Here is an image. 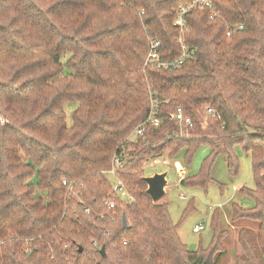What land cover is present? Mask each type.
<instances>
[{"label": "trees", "instance_id": "16d2710c", "mask_svg": "<svg viewBox=\"0 0 264 264\" xmlns=\"http://www.w3.org/2000/svg\"><path fill=\"white\" fill-rule=\"evenodd\" d=\"M190 1L0 0V264H220L218 209L209 245L187 249L168 203L146 194L142 165L168 154L189 168L207 146L180 180L206 188L219 155L237 176V145L254 181L238 193L253 206L231 202L229 220L257 224L237 232L239 262L264 264V0L193 11L181 36L191 56L178 68L145 66L150 38L161 62L181 56L174 10ZM153 104L160 124L133 138ZM178 108L191 128L175 120ZM116 156L112 179L131 204L106 175Z\"/></svg>", "mask_w": 264, "mask_h": 264}, {"label": "rangeland", "instance_id": "374dc122", "mask_svg": "<svg viewBox=\"0 0 264 264\" xmlns=\"http://www.w3.org/2000/svg\"><path fill=\"white\" fill-rule=\"evenodd\" d=\"M72 109L73 105L67 104L64 107L68 121ZM182 136L188 137V133L182 131ZM134 137L136 136L133 134ZM160 142L158 141L157 144ZM208 153L207 146L199 147L189 168L182 163L181 158L174 159L168 154H164L146 161L142 165V174L144 177H149L156 173H166L165 196L158 202L168 203L170 219L174 224H178L177 234L189 250L199 247L206 248L209 245L212 237L210 221L213 212L218 209L219 227L226 230L222 241L225 252L220 264H240L239 259L242 256V251L237 242V232L242 227L255 231L257 224L246 219L230 223L229 215L231 202L246 208L253 206L250 198L238 193L239 189L254 188L249 155L239 145L233 148V153L238 161L237 176H230L227 173L225 158L223 155H219L211 168V178L214 183L209 184L206 188L180 186V180L195 173ZM178 169L184 172L183 176L178 175ZM107 178L110 183H113L111 177L107 176ZM180 196H184L185 200H180ZM196 225L203 227L198 233L192 231Z\"/></svg>", "mask_w": 264, "mask_h": 264}, {"label": "built area", "instance_id": "2783aa9c", "mask_svg": "<svg viewBox=\"0 0 264 264\" xmlns=\"http://www.w3.org/2000/svg\"><path fill=\"white\" fill-rule=\"evenodd\" d=\"M214 0H191L189 3L181 4L174 10L175 19L173 22V26L179 30V38L177 42L180 45L181 49V56L172 61V62H161L160 57L158 54V48L160 46V42L157 39L150 38L148 39V53L146 57L145 66L150 64L155 66L156 68H163L166 69L168 67L178 68L186 61L190 56V52L182 41L181 36L185 31V17L192 13L193 11H212L213 10ZM211 18L215 17V14L210 16ZM240 30L241 27H232V30ZM156 106L151 105L149 113L147 115L146 120L136 128L134 135L136 137H141L144 135V132L148 126L157 127L160 124V121L157 117V110ZM206 114L209 115L211 118H217L216 113L208 108L206 110ZM175 120L182 126L188 128L192 127V123L189 118H186L180 108L175 111ZM123 166V161L119 157H114L111 163V168L106 172V175L111 178H116L117 173ZM179 176H183L184 172L180 169L177 170ZM66 186V182L62 183ZM112 191L114 196H116L122 203L124 204H131L134 201L133 196L125 189L121 182L115 181L111 184ZM69 192H72V188H69ZM180 200H185L184 196L179 197ZM108 209L112 210L115 208V204L112 201H107L105 203ZM203 227L201 225H196L192 231L194 233H198L201 231Z\"/></svg>", "mask_w": 264, "mask_h": 264}, {"label": "water", "instance_id": "95a60500", "mask_svg": "<svg viewBox=\"0 0 264 264\" xmlns=\"http://www.w3.org/2000/svg\"><path fill=\"white\" fill-rule=\"evenodd\" d=\"M142 181L146 185V194L153 203L158 202L165 196V187L167 185L166 173H156L149 177H143ZM122 225L127 227V222L124 217H122ZM100 254L104 255L103 247L100 249Z\"/></svg>", "mask_w": 264, "mask_h": 264}, {"label": "bare ground", "instance_id": "6f19581e", "mask_svg": "<svg viewBox=\"0 0 264 264\" xmlns=\"http://www.w3.org/2000/svg\"><path fill=\"white\" fill-rule=\"evenodd\" d=\"M175 167V166H174Z\"/></svg>", "mask_w": 264, "mask_h": 264}]
</instances>
